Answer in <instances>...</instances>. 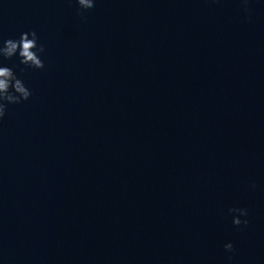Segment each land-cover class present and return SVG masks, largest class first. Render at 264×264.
<instances>
[{
	"label": "water",
	"instance_id": "95a60500",
	"mask_svg": "<svg viewBox=\"0 0 264 264\" xmlns=\"http://www.w3.org/2000/svg\"><path fill=\"white\" fill-rule=\"evenodd\" d=\"M32 30L0 264H264V0H0V41Z\"/></svg>",
	"mask_w": 264,
	"mask_h": 264
},
{
	"label": "clouds",
	"instance_id": "9594fccd",
	"mask_svg": "<svg viewBox=\"0 0 264 264\" xmlns=\"http://www.w3.org/2000/svg\"><path fill=\"white\" fill-rule=\"evenodd\" d=\"M242 2L245 5L248 4V0H242ZM77 3L81 9L94 7V0H77ZM38 39L37 33L32 30L21 33L18 39L2 40L0 41V57L10 59L18 55L20 64L41 69L44 67L41 54L44 53L45 48L43 44H38ZM31 95V90L18 78L11 67L0 66V119L4 117L9 103L18 104L27 100ZM252 187H255V184ZM229 213H237L233 215L234 225L248 224L249 221L246 218L241 219L248 215L246 208H230ZM224 247L228 251L234 250L231 242L226 243Z\"/></svg>",
	"mask_w": 264,
	"mask_h": 264
}]
</instances>
